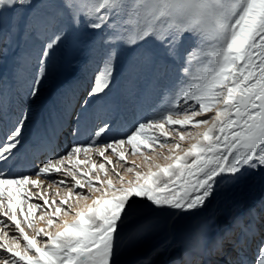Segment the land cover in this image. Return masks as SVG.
I'll use <instances>...</instances> for the list:
<instances>
[{"label": "snow or ice", "instance_id": "snow-or-ice-1", "mask_svg": "<svg viewBox=\"0 0 264 264\" xmlns=\"http://www.w3.org/2000/svg\"><path fill=\"white\" fill-rule=\"evenodd\" d=\"M9 12L0 55L12 43L19 47V35L39 46L25 98L38 95L51 58L83 43L99 56L85 106L111 93L126 56L180 102L122 137L104 139L111 128L104 121L31 173L11 167L30 120L19 108L0 127V264H120V231L136 211L194 213L221 185L264 180V0H0V21ZM7 108V89L0 88V112ZM157 147L168 148V155L157 154L165 163L145 156L146 172L129 164L127 155ZM53 186L55 196L60 189L66 195L50 198ZM141 235L130 232L129 245ZM191 240L197 254L227 256L225 264H264V199L210 247L202 230Z\"/></svg>", "mask_w": 264, "mask_h": 264}, {"label": "rangeland", "instance_id": "rangeland-1", "mask_svg": "<svg viewBox=\"0 0 264 264\" xmlns=\"http://www.w3.org/2000/svg\"><path fill=\"white\" fill-rule=\"evenodd\" d=\"M22 14L23 10H16V16ZM3 23L0 21V24H2V27L0 25V31L4 29L5 23ZM19 43L21 45L18 48L17 44H11L12 49L21 50L19 55L17 50V52H14L16 56L13 55L16 59L13 64V77H8L4 73L0 77V88L7 89L8 102L10 103L11 101L10 104L8 103L6 114L0 112V127L9 121V119L14 118L15 109L17 111L19 108H23L29 112L30 116V120L23 132V147L20 149V155L18 154L16 159L12 161L15 163L11 164L13 168L16 167L18 169V167H21H17L19 163L25 165L29 162L28 164L33 171L43 160L45 161L47 153L44 152L42 157L37 160L34 156V147L45 142L46 135L52 133L58 125V121L59 123L63 121L68 126V130L66 131L68 133L63 137L67 138L59 140L60 145L65 146L64 149H66L74 142H84L93 134L95 129L102 125L104 120L111 126L107 137L104 139L107 140L112 136L122 137L137 122H142L148 117H158L159 114L165 113L169 108L174 107L180 102V98L176 96L174 89L168 90L162 88L153 74L139 70L136 67L135 60L126 56L121 58L117 63L116 78L111 93L107 97L91 99L88 104L89 107L88 105L85 106L84 101L88 99L87 93L97 73L99 56L98 48H93L83 43H78L80 49L77 51L79 48L77 47V50L75 49L74 51L71 66L74 65L70 69L71 73L69 76L62 78L61 82L57 84L60 76H62V67L70 57V52L65 50V52L58 53L49 60L47 75L40 84L38 95L35 98H25V94L30 87V82L38 71L37 52L39 46L33 39L25 35H19ZM85 108H87V111ZM83 110L86 112L84 113ZM101 113L103 114L102 117ZM204 118L206 117L201 116L197 119ZM75 119L80 121L79 124H81H76L77 121ZM77 125L81 127L76 128ZM35 128L37 137L32 139L30 136H34L33 129ZM197 130L202 131V129H192V131ZM73 131H78L76 136H73ZM26 133L30 136H26ZM39 135L41 136L39 137ZM174 138L178 141V134H174ZM180 143L182 147L186 148L190 141L186 140ZM57 151H60V147ZM159 153L168 155V148L157 147L155 152L145 151L143 154L127 155V160L129 164L135 161V164L139 165V168L136 170L141 169L140 171H144V166H147L144 159L145 156L152 157L155 163H165L162 158H157V154ZM54 155L55 153L48 155L46 159ZM23 156L26 158L24 159ZM93 159L100 162L98 155L94 156ZM53 178L57 177L54 175ZM49 191L52 193L50 198L61 199L66 195V192L60 189L61 195L59 197L55 196V186ZM262 199H264V180L260 176H255L244 178L237 184L221 185L210 205L198 212L176 213L169 216L158 214L149 208H142L136 211L121 228L120 241L122 251L120 264H140L142 260H149L150 264H186L187 260L184 258L188 249L184 247L185 241L183 238L186 237L188 240H191L192 233L200 221L203 220L209 223L210 233H212V238L215 240L233 226L235 218L246 216L249 206ZM133 230H139L142 235L135 245H129L128 237ZM9 231H14V229H9ZM26 231L29 232V235L33 234L28 229ZM203 257L201 256L199 264L206 263ZM209 264L218 263L214 260L213 262L210 261Z\"/></svg>", "mask_w": 264, "mask_h": 264}, {"label": "bare ground", "instance_id": "bare-ground-1", "mask_svg": "<svg viewBox=\"0 0 264 264\" xmlns=\"http://www.w3.org/2000/svg\"><path fill=\"white\" fill-rule=\"evenodd\" d=\"M12 18H13V14L12 13H5V18H4V23H5V25H6V23L7 22H9V21H11L12 20ZM2 23H3V21H2ZM3 23V24H4ZM1 25V27H2V24H0ZM5 27V26H4ZM19 42H20V40H19ZM28 44V43H27ZM80 44H82V43H80ZM13 45H16V43H14ZM21 44L19 43V46H20ZM29 45V44H28ZM27 45V46H28ZM79 45V44H78ZM78 45H75L74 46V48L71 50V52H70V57H69V60H67V61H65V63H64V66L62 67L63 68V70H62V76H60V79L57 81V84H59L60 82H61V80H62V78H66V76H69L70 75V69H72V66L74 65H72L71 66V64L73 63L72 62V59H73V55H74V51H75V49L77 48V47H79L78 48V50L77 51H79V49H80V45L78 46ZM2 46V45H1ZM18 48V47H17ZM17 49H15V48H13L12 49V46H11V48L9 49V50H7V51H5L4 52V54L3 55H0V77H1V75H8V77H13V64H14V62H15V58H14V56H16L15 54H14V52L16 51ZM18 51V52H17ZM16 52L18 53V55L20 54V51L19 50H17ZM79 53V52H78ZM75 54H76V52H75ZM14 55V56H13ZM34 57V56H33ZM76 58V57H75ZM74 58V59H75ZM68 59V58H67ZM62 60H63V57H62ZM76 60V59H75ZM75 60H73V61H75ZM75 63V62H74ZM19 64V63H18ZM121 68V67H120ZM130 68V67H129ZM132 69V68H131ZM61 70V69H60ZM5 71V72H4ZM4 73V74H3ZM19 73V72H18ZM56 76V75H55ZM134 77H135V74H134ZM133 77V78H134ZM120 78V77H119ZM124 79V78H123ZM135 79V78H134ZM83 80V79H82ZM123 81V80H122ZM83 82H85V81H83ZM121 83V82H120ZM84 85V84H83ZM79 87V86H78ZM80 89V88H79ZM72 94V93H71ZM68 99H70V98H68ZM11 100V99H10ZM12 100H13V98H12ZM15 100V99H14ZM93 100V99H92ZM17 101V100H16ZM68 101V100H67ZM91 100H89V102H90ZM101 102V101H100ZM9 103V102H8ZM10 103H11V101H10ZM9 103V104H10ZM92 103V102H91ZM14 104V103H13ZM16 104V103H15ZM65 104V103H64ZM89 104V103H88ZM64 106V105H63ZM69 106V105H68ZM70 107V106H69ZM88 107H89V105H88ZM84 108V107H83ZM87 108H85V110H86ZM14 110V109H13ZM16 110V109H15ZM14 110V112H16ZM67 111V110H66ZM84 111V110H83ZM87 111V110H86ZM86 111H84V113L86 112ZM9 112H12V111H9ZM157 112V111H156ZM82 113V112H81ZM106 113V112H105ZM1 114V113H0ZM107 114H108V112H107ZM59 116V115H58ZM80 116V115H79ZM103 116V114L101 113V117ZM107 116V115H106ZM10 117V116H9ZM82 117V116H81ZM81 117H78V118H81ZM105 117V116H104ZM41 118V117H40ZM4 119V118H3ZM2 119V120H3ZM103 119V118H102ZM10 120V119H9ZM76 121H77V119H75ZM81 120V119H80ZM82 120H83V118H82ZM105 121V120H104ZM3 122V121H2ZM44 122V121H43ZM79 122L80 121H77L76 122V124H79ZM32 124V123H31ZM81 124V123H80ZM79 124V125H80ZM0 125H1V123H0ZM40 125V124H39ZM38 125V126H39ZM79 125H77V127L76 128H78V127H81V126H79ZM36 126V125H35ZM81 129V128H80ZM41 130H42V128H41ZM53 130V129H52ZM68 130V126L66 125V123L65 122H61V123H59V121H58V125L54 128V130L52 131V133L50 134H48V135H46V140H45V142L43 143V144H38V145H36L35 147H34V156L36 157V159L37 160H39L40 159V157H42V154H44V152L45 153H47V155H46V157L48 156V155H51V154H53V153H55V154H57V149H59V147H60V151L62 152V150L64 149V147L65 146H61L60 145V143H59V140L60 139H62L63 137H64V135L66 136L67 135V133L68 132H66ZM44 131V130H43ZM79 131V130H78ZM77 131V132H78ZM33 132H34V136H30L28 133H26V136H30L32 139H34V138H36L37 137V131H36V128L35 129H33ZM50 132V131H49ZM39 133V132H38ZM48 133V132H47ZM82 133V132H81ZM80 134V133H79ZM110 134V133H109ZM41 135H39V137H40ZM78 136H80V135H78ZM107 137V136H106ZM109 137V136H108ZM27 138V137H26ZM42 139V138H41ZM75 139V138H74ZM78 139H80V138H78ZM25 140V139H24ZM26 141V140H25ZM75 141H77V140H75ZM40 142V141H39ZM41 143V142H40ZM27 145V144H26ZM31 145V144H30ZM63 145V144H62ZM25 146V145H24ZM34 146V145H33ZM28 147V146H27ZM29 151V150H28ZM32 151V150H31ZM59 151V152H60ZM23 152V151H22ZM53 152V153H52ZM24 153H26V152H24ZM19 154V153H18ZM20 155V154H19ZM26 155H27V153H26ZM29 155V154H28ZM32 155V154H31ZM19 157V156H18ZM27 157H29V156H27ZM33 157V156H32ZM46 157H45V160H46ZM23 158H24V156H23ZM26 158V157H25ZM24 158V159H25ZM28 159H30V158H28ZM42 160H43V158H42ZM23 161H25V160H23ZM30 161V160H29ZM44 161V160H43ZM19 162V161H18ZM26 162V161H25ZM33 162H34V160H33ZM12 163H15V162H12ZM17 163V162H16ZM29 163V162H28ZM28 163H26L25 165L24 164H21V163H19L18 165H17V167L18 166H21L20 168L18 167V169H16V167H12V169L14 170V171H16V172H25V173H31V168H30V166H29V164ZM35 164V163H34ZM34 164H32V165H34ZM161 164H163V163H161ZM31 165V164H30ZM39 166V165H38ZM141 170V169H140ZM144 171L146 172V171H148V165L147 166H144ZM129 178H131V177H129ZM98 195V194H97ZM88 203H91V200H89L88 201ZM37 223H39V222H37ZM39 226H41V227H43L44 225L43 224H40ZM195 227V226H194ZM199 230H202L206 235H207V237H208V240H207V243H206V245H205V247H210L211 246V244H212V242L214 241V239L212 238V233H210V226H209V223L207 222V221H200L199 222V224L195 227V229H194V231H193V233L194 232H196V231H199ZM192 233V234H193ZM183 237V236H182ZM192 237V236H191ZM184 239V241H185V245H184V247H186L187 249H188V252H186V254H185V260H187V259H192L193 261H200V259H201V256H204L203 258H205V261H206V263L205 264H209V262L211 261V262H213L214 260H215V262L216 263H218V264H225V261L228 259V257L227 256H224V255H220V254H211V255H208V254H197L196 252H195V247H196V245L192 242V240H188L186 237L185 238H183ZM234 258V257H233Z\"/></svg>", "mask_w": 264, "mask_h": 264}]
</instances>
